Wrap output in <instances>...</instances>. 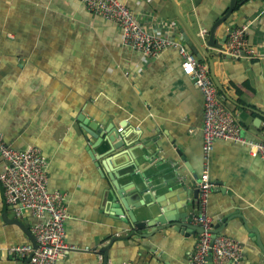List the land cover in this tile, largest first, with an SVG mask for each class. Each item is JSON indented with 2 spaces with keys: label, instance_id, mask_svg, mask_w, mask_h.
Listing matches in <instances>:
<instances>
[{
  "label": "crops",
  "instance_id": "crops-1",
  "mask_svg": "<svg viewBox=\"0 0 264 264\" xmlns=\"http://www.w3.org/2000/svg\"><path fill=\"white\" fill-rule=\"evenodd\" d=\"M122 1L143 27L164 29L167 22L187 46L183 30L210 75L212 61L224 90L216 86L219 95L242 137L264 142V1H245L217 31L221 40L231 26L251 25L250 44L259 58L239 60L200 48L171 0ZM172 1L182 15L192 8L190 27L204 30L231 2ZM182 64L173 48L150 60L122 47L118 26L81 0H0V128L11 147H38L48 162L49 190L66 194L67 239L79 250L58 264H104L101 250L113 240L108 264H191L198 234L186 237L171 228L147 240L128 238L134 229L125 221L128 210L149 214L158 200L175 217L197 213L200 203L192 191L206 168L214 184L207 206L214 229L220 225L218 235L241 244L240 264H264L256 240L264 245V161L248 145L227 141L205 153L204 97ZM122 140L124 148L113 153ZM136 161L159 188L126 187L138 170ZM4 215L32 227L29 212L18 215L0 183V264H25L11 249L31 244L29 237Z\"/></svg>",
  "mask_w": 264,
  "mask_h": 264
},
{
  "label": "built area",
  "instance_id": "built-area-1",
  "mask_svg": "<svg viewBox=\"0 0 264 264\" xmlns=\"http://www.w3.org/2000/svg\"><path fill=\"white\" fill-rule=\"evenodd\" d=\"M93 14L115 23L121 33V45L141 54L147 59H157L164 50L173 48L183 59V72L201 91L204 97V150L211 153L218 141L248 145L254 156L264 161V142L248 141L241 135V128L235 114L226 107L207 66L201 64L180 40L176 28L163 22L161 27H143L133 11L122 0H81ZM250 24L233 28L224 46L223 54L233 59L259 58L250 44ZM164 30V32H163ZM0 160L3 169L0 183L6 201L17 214L29 212L33 224L31 232L38 244L34 250L31 244L15 246L11 252L26 260L33 254L29 264H58L61 258L79 250L68 242L66 223L69 219L66 194L49 190L48 162L42 151L31 146L18 150L7 144L0 128ZM199 217L196 223L204 230L199 235L191 264H209L208 254L213 253L214 264H240L242 246L233 239L214 236V223L207 215L210 195L214 190L209 170L203 172L199 183ZM102 262L101 253L96 250Z\"/></svg>",
  "mask_w": 264,
  "mask_h": 264
},
{
  "label": "water",
  "instance_id": "water-1",
  "mask_svg": "<svg viewBox=\"0 0 264 264\" xmlns=\"http://www.w3.org/2000/svg\"><path fill=\"white\" fill-rule=\"evenodd\" d=\"M261 1H264V0H261ZM171 2L174 4V6L176 8V12H177L179 19L183 23H185V25L188 28L191 36L193 37V39L196 41V43L198 44V46L200 48H202V46H205V48H211V49L217 50V56H219V57L220 56L228 57V56L223 54V50H224L225 44L228 41L229 35L232 32L234 27L231 26L228 33H226V35H224V37L221 40L216 36H217L218 29L222 25L228 24L229 20L231 19V17L236 12L237 6L239 4V0H231L229 9L225 13V15L223 17H221L220 19H218L214 23V25H212V27L208 30H204V28H202L201 26L197 29H195V27H190L189 20H190L191 15L193 14V9L189 8L190 9L189 12L185 15L184 14L182 15V13H180L181 9L178 6V4H176V2H174L172 0H171ZM201 2H202V0H195V1H193V4L198 5ZM182 36H183V40L186 42L190 52L196 56L197 60L200 63H202L204 61V57L201 55L200 51L194 45V43L192 41H190L189 37L187 36V34L183 30H182ZM204 53H205V51H204ZM205 55H207V54L205 53ZM228 58L230 59V57H228ZM211 65H212V72H211L212 79H213L214 83L216 84V86L219 88V90L224 93V90H223L222 86L220 85V83L216 77L212 61H211ZM81 120H83V119L81 118ZM92 127H90L89 129L91 130ZM90 130L88 131V133L91 136L96 137V134L92 133V131H90ZM99 133H100V131H99ZM99 133H98V135H99ZM97 140H99V139H97ZM114 140L115 139H112V141H114ZM125 145H126V143L124 140H122L120 144L114 145L113 153L115 151H119V150L123 149ZM126 153H124V155ZM120 154L121 153L119 152L118 155H120ZM121 156H123V155H121ZM136 166L138 167V170L135 173V176L132 177L131 181H129L128 184L126 185L127 188L129 186L133 185L134 186L133 189H136L140 192L148 191L150 189H154V187L159 188V184L158 183H155V184L152 183V180L150 179V175H148L146 173V171H144L143 166L140 165L138 163V161H136ZM164 171H165V169H163V172ZM200 181H201V179L195 178V182L200 183ZM119 186H120V184L115 183V188L117 190L119 189ZM127 190H125V192L118 191V194L123 197L124 194L128 193ZM192 192H193V198H195L199 201L200 190L196 189ZM123 203H124L126 209H130V205H129L130 200H128L127 198H124ZM135 207L138 209V205H135ZM128 212H129L128 213L129 219H126L125 222L130 225V228L134 229V231H132V233L129 235L128 238L136 237L138 239L140 238V239H146L147 240L149 238H152L156 234L161 233L162 231L168 230L171 228H174V230L180 232L181 234L185 235L186 237H189L190 235H195V234L200 235L204 231L202 229V227L196 223V220L199 217V213H200L199 211L197 213H193L192 215H187V216L182 215L180 218L175 217L169 212V210L167 208H165V206H163L162 202L159 200H158V202L154 203L150 207L149 214L143 215L142 213H140V211H136V210H132V209H130V211L128 210ZM3 217H4L5 222L19 226L23 230V232L29 237V240H30V243H31L33 249L34 250L38 249V244L36 242L34 235L31 232V227L27 223H23L17 218L8 219V217L6 215H4ZM220 228H221L220 225L215 226L213 239H215V237L218 235ZM140 231H145V233H139ZM256 240L258 242V245L262 248V250L264 252L263 243L259 239H256ZM114 242H115V240H113L110 243V245H108L106 248L101 250L102 254L104 255V264H108V254H109L110 249H111ZM32 257H33V254H31L26 259L25 264H29L32 260ZM208 261H209V264H214L213 263L212 250H210V252L208 254Z\"/></svg>",
  "mask_w": 264,
  "mask_h": 264
},
{
  "label": "trees",
  "instance_id": "trees-1",
  "mask_svg": "<svg viewBox=\"0 0 264 264\" xmlns=\"http://www.w3.org/2000/svg\"><path fill=\"white\" fill-rule=\"evenodd\" d=\"M245 1H247V0H239V4H238V6H237V9H239L240 6H241Z\"/></svg>",
  "mask_w": 264,
  "mask_h": 264
}]
</instances>
